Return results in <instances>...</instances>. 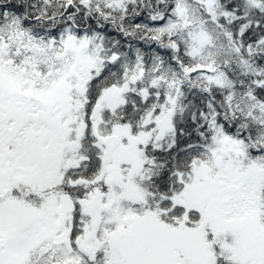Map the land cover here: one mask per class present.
<instances>
[{"label":"snow or ice","instance_id":"6c2138e0","mask_svg":"<svg viewBox=\"0 0 264 264\" xmlns=\"http://www.w3.org/2000/svg\"><path fill=\"white\" fill-rule=\"evenodd\" d=\"M0 264H264V0H0Z\"/></svg>","mask_w":264,"mask_h":264}]
</instances>
